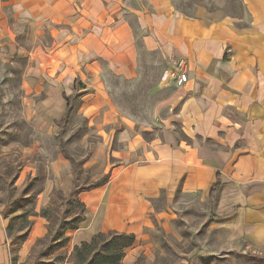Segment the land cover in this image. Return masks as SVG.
Wrapping results in <instances>:
<instances>
[{
	"label": "rangeland",
	"instance_id": "1",
	"mask_svg": "<svg viewBox=\"0 0 264 264\" xmlns=\"http://www.w3.org/2000/svg\"><path fill=\"white\" fill-rule=\"evenodd\" d=\"M119 1L124 4L123 16L135 26L137 15L132 10L146 6L149 0ZM174 1L185 13H194L197 2L211 10L222 9L236 20V25L243 26L250 20L240 0ZM21 5V0H0V215L8 224L12 264H73L71 234L75 229L66 230V225L80 213L70 197L74 177L83 189L79 198L86 207V220L75 231L81 229L92 235L108 232L102 231L107 230L103 227L104 204L92 203L100 190H86L104 180L105 173H109L110 181L120 168L143 159L152 150V138L164 141L165 129L171 130L177 141H199L212 148L219 143L185 134L177 117L179 92L183 90L178 75L185 62L177 57L166 58L159 50H146L139 27H134L136 75L124 77L107 71L101 80L111 104L118 108L121 123L104 124L100 118H88L82 100L85 88L91 90L87 76L74 83L78 96L67 114L49 107L50 103L46 105L50 102L52 82L38 75L41 65L36 52L51 48L50 25L31 24L29 15L16 11ZM223 11L210 16L218 18ZM127 127L129 132L130 128L133 133L137 131L139 146L130 148L128 140L121 139L122 130ZM223 189L220 186L212 199L209 190L186 191L180 186L164 188L147 197V218L134 221L136 241L125 250L121 264H264V246L228 236L224 226L233 210L219 204ZM112 198L113 202L123 201L120 196ZM38 220L45 226V234L22 257L19 249ZM49 226L52 232L48 236ZM65 235L70 239L59 248Z\"/></svg>",
	"mask_w": 264,
	"mask_h": 264
},
{
	"label": "crops",
	"instance_id": "2",
	"mask_svg": "<svg viewBox=\"0 0 264 264\" xmlns=\"http://www.w3.org/2000/svg\"><path fill=\"white\" fill-rule=\"evenodd\" d=\"M21 1L16 11L29 15L31 24L50 25L51 48L36 52L41 65L38 75L52 82L46 105L64 114V92L72 94L76 80L87 76L91 90L85 88L82 100L88 118L121 123L101 80L107 71L124 77L136 75L134 27H139L146 50H159L166 58L185 62L182 70L188 80L181 85L177 112L185 134L219 143L212 148L199 141H177L167 129L162 134L164 141L152 138V150L143 159L120 168L110 181L94 188L100 192L92 203L104 204L103 227L107 230L102 231L135 233L134 221L147 218V197L179 186L186 191L211 192L220 173L224 189L219 204L233 210L224 226L228 236L264 246V0H241L250 19L243 26L236 25L222 9L211 10L201 3L188 16L174 0H149L146 6L132 10L137 15L134 26L123 16L124 4L119 0ZM216 11L224 14L211 17ZM128 129L122 130L121 139L128 140L130 148L139 146L137 131ZM113 196L123 201L113 202ZM7 225L0 215V264H12ZM75 230L71 234L74 246L93 237ZM45 231L41 220L36 221L19 255L29 253Z\"/></svg>",
	"mask_w": 264,
	"mask_h": 264
},
{
	"label": "trees",
	"instance_id": "3",
	"mask_svg": "<svg viewBox=\"0 0 264 264\" xmlns=\"http://www.w3.org/2000/svg\"><path fill=\"white\" fill-rule=\"evenodd\" d=\"M242 6L245 7L243 2ZM195 4H198L197 2ZM188 16H193V13H186ZM78 96V92L74 91L72 94H66L64 92V98L66 99V114L72 109L73 100ZM104 180L97 182L96 184L88 187L86 190H90L94 187H98L106 183L109 180V174H105ZM221 186V174H217V181L212 186L210 196L211 199L215 195V192L219 190ZM85 189V188H84ZM83 189L79 187L77 177H74V183L72 191L70 192V197L72 203L79 206L80 213H77L72 219L69 220V224L66 225V230H74L79 228V225L86 220L85 204L79 198V194ZM52 232L49 226V233ZM58 235V234H57ZM61 235V234H59ZM25 237V236H24ZM59 238V236H57ZM56 237V238H57ZM69 236H64V239L59 242L58 247H65L69 241ZM44 239H40L42 241ZM136 241V235L132 232H120L116 230H110L109 232H98L93 235L90 241H83L80 244L74 246V250L70 255V259L73 264H121L125 256V250L132 246ZM47 254H50L48 251ZM63 258V256H58ZM57 259V258H56ZM33 264H58V262L53 261H40L34 262Z\"/></svg>",
	"mask_w": 264,
	"mask_h": 264
},
{
	"label": "built area",
	"instance_id": "4",
	"mask_svg": "<svg viewBox=\"0 0 264 264\" xmlns=\"http://www.w3.org/2000/svg\"><path fill=\"white\" fill-rule=\"evenodd\" d=\"M180 67H181V65H180ZM187 80H188V75H187L186 71H184V70L182 71L181 70V72L178 75V82L179 83H184Z\"/></svg>",
	"mask_w": 264,
	"mask_h": 264
}]
</instances>
